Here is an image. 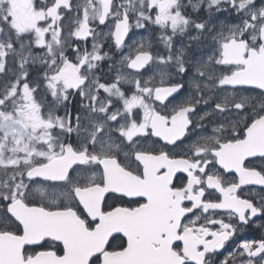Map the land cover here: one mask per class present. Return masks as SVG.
I'll return each instance as SVG.
<instances>
[{
  "label": "snow or ice",
  "instance_id": "obj_1",
  "mask_svg": "<svg viewBox=\"0 0 264 264\" xmlns=\"http://www.w3.org/2000/svg\"><path fill=\"white\" fill-rule=\"evenodd\" d=\"M0 264H264V0H0Z\"/></svg>",
  "mask_w": 264,
  "mask_h": 264
}]
</instances>
